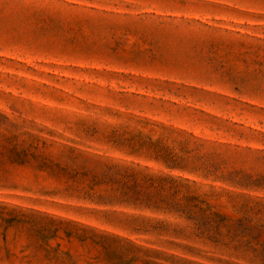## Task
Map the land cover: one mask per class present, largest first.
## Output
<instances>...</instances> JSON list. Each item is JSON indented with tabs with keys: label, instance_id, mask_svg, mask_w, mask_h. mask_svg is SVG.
<instances>
[{
	"label": "rangeland",
	"instance_id": "374dc122",
	"mask_svg": "<svg viewBox=\"0 0 264 264\" xmlns=\"http://www.w3.org/2000/svg\"><path fill=\"white\" fill-rule=\"evenodd\" d=\"M0 264H264V0H0Z\"/></svg>",
	"mask_w": 264,
	"mask_h": 264
}]
</instances>
